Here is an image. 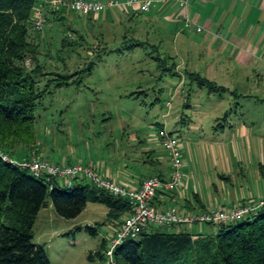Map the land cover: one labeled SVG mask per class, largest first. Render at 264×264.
I'll return each instance as SVG.
<instances>
[{"label": "rangeland", "instance_id": "374dc122", "mask_svg": "<svg viewBox=\"0 0 264 264\" xmlns=\"http://www.w3.org/2000/svg\"><path fill=\"white\" fill-rule=\"evenodd\" d=\"M66 11L64 19L46 22L43 34L36 36L30 30V40L40 44L38 58L46 72L68 67V72L82 74L80 83L63 87L53 83L47 88L36 111L38 150L51 152L53 163L61 156L83 165L101 160L115 172L119 167L141 175L146 173L142 165L130 159L139 158L146 145L162 149L151 139L164 127L180 138L185 190L195 188L204 199L231 202L235 197L264 195V173L258 172L264 164V81L255 76L229 80L206 71L202 76L227 88L210 93L186 75L164 70L159 59L179 64L176 53L181 49L172 32H161L159 24L146 25L145 13L135 21L127 18L122 24H106L109 34H103L96 21ZM78 34L85 41L79 50L62 49L64 37L71 42L77 38L79 43ZM46 50L51 56L45 55ZM30 61L25 65L30 66ZM46 77L43 85L50 79ZM230 109L228 123L249 127L243 138L236 136L238 128L213 131L214 123L207 122L206 116L223 117ZM107 210L90 202L77 218L65 219L48 203L37 217L33 241L45 246L52 264H103L98 256H89L102 251V239L111 231L105 226ZM88 226H96L97 234ZM210 228L205 224L201 234H214Z\"/></svg>", "mask_w": 264, "mask_h": 264}, {"label": "trees", "instance_id": "16d2710c", "mask_svg": "<svg viewBox=\"0 0 264 264\" xmlns=\"http://www.w3.org/2000/svg\"><path fill=\"white\" fill-rule=\"evenodd\" d=\"M41 6L46 13V22L50 19L60 21L67 12L65 9L52 10L44 0H0V149L19 159L32 155L42 158L37 154L38 136L35 125L38 119L36 111L42 104L47 88L53 83L57 87L80 83L82 79L81 71L68 72V67L63 72L44 70V63L38 58L40 44L30 40L31 29L36 36L44 33V30L38 31L33 26L36 9ZM131 11L134 12L127 10ZM73 35L70 34L69 37L73 38ZM78 36L79 43L77 38L71 42L68 37H64L62 49L74 47L79 50L85 41L79 34ZM50 52L46 50L45 55L51 56ZM28 60H31L30 66L25 65ZM159 60L164 70L186 75L199 86L208 88L210 93L227 90L225 86L192 71L189 65L175 62L169 64L165 58ZM46 76L50 79L43 85ZM231 111L230 109L223 117H215L214 124L212 123L214 131L231 127V123L227 121ZM168 115L169 111L164 117ZM168 132L180 140L174 132ZM151 140L154 141L153 138ZM162 149L166 151L163 147ZM143 155L142 152L140 157ZM55 164L75 165L64 161ZM153 176L163 181L168 180L161 175H150L135 188H139L145 179ZM50 184L47 179L34 177L28 170L19 169L0 158V264H52L45 246L33 241L38 214L48 203L53 205L57 215L65 219L77 218L90 202L103 204L108 209L107 222L114 224V227L130 215L127 197L114 196L87 180L75 181L70 189L59 185L50 189ZM179 191L184 193L186 190L182 186ZM260 199L264 197L258 200ZM248 202L244 200L232 207L216 209L234 208ZM186 211L198 214L209 212ZM207 225L212 226L210 223ZM182 226L186 229L180 232L164 229L173 226L145 227L139 238L128 240L116 248V264H264V206L258 213L238 222L218 225L216 232L208 236H203L202 232L191 233L189 228L192 226ZM87 229L92 234H97L96 226H88ZM106 247L107 242L103 238L102 251L91 253L89 257L93 259L98 256L104 264Z\"/></svg>", "mask_w": 264, "mask_h": 264}, {"label": "crops", "instance_id": "0c3cea01", "mask_svg": "<svg viewBox=\"0 0 264 264\" xmlns=\"http://www.w3.org/2000/svg\"><path fill=\"white\" fill-rule=\"evenodd\" d=\"M151 1L152 5L147 12H127V10L116 9L100 12L93 17L82 16V18L90 22L96 21L97 26H100L102 31L105 30L102 33L109 34V28L104 29L106 24H122L127 18L130 21H135L139 13H145L144 23L146 25L159 24L157 27L160 28L161 32H172L177 48L180 47L181 49L176 53L180 58L179 65H189L192 71H197L201 75L208 71L210 75H222L229 80L236 78V80L243 81L255 76L264 81V0H185L184 6L180 5L181 0ZM187 20L190 22L189 25H186ZM197 28H201V31H197ZM206 117L207 122L212 124L215 117L210 115ZM231 128H238L240 135L237 133L236 136L243 138L246 136L244 133L249 127L246 123L234 124L232 122ZM232 135L234 136V134ZM154 141L156 140L154 139ZM251 142H253L252 138ZM237 145L240 146L238 143ZM248 145H250L249 138ZM38 151L37 154L44 159L50 160L53 156L50 155L51 152L45 154L42 149ZM248 151L250 150L248 149ZM142 152L144 153L143 156L132 158V162L141 164V169L146 172L141 175L134 171L131 173L128 169L122 172L119 167H116L117 171L115 172L109 163L101 160L93 164L101 175L117 182L130 184L132 187H136L141 180L150 175H161L163 178H169L172 162L166 151L157 146L146 145ZM194 157L196 158L195 155L192 156V158ZM63 161L67 164L78 163L68 161L62 156L56 163ZM261 161L264 162V158ZM261 166L263 169L258 171L260 174L264 173L262 162ZM259 197L262 198L264 195ZM244 200L256 202L258 199H244V196L241 200L240 197H235L232 202L220 201L218 198L204 199L199 190L190 188L189 191L186 189L184 193L160 191L156 195L154 206L159 209L171 208L177 211L204 212L221 207H232L237 202ZM111 224V222L105 223L108 232L111 230ZM208 226L211 227L210 230L213 233L216 232V226ZM171 228H174L176 232L186 229L183 226ZM204 228L205 224L202 226L195 225L189 228V231L195 234L204 232Z\"/></svg>", "mask_w": 264, "mask_h": 264}, {"label": "built area", "instance_id": "2783aa9c", "mask_svg": "<svg viewBox=\"0 0 264 264\" xmlns=\"http://www.w3.org/2000/svg\"><path fill=\"white\" fill-rule=\"evenodd\" d=\"M46 3L54 11L65 9L81 16L97 15L102 11L113 9L147 12L152 5L151 0H50ZM185 4V0L180 1L181 6ZM46 21V13L41 6L36 9L33 26L38 31L44 30ZM189 24L190 22L187 20L186 25ZM197 31H201V28H197ZM170 103L167 102L169 108H171ZM155 140L168 153L173 170L168 180L163 181L159 177L153 176L145 179L139 188L101 175L93 164L60 165L34 155L15 159L1 149L0 158L5 163L12 164L19 169L28 170L34 177L47 179L51 182L50 189L54 185L70 189L75 181L84 179L114 196L129 199L130 215L123 218L117 227L112 224V232L110 231V234L105 237L107 247L104 252V264H116L114 258L116 248L128 240L139 238L143 229L149 225L193 226L210 223L217 227L221 224H231L245 219L251 214L258 213L264 206V199H260L256 202L249 200L243 206L223 210L213 209L201 214L186 210L156 208L153 206V201L157 193L163 190L179 191L183 186L184 177L181 172L183 161L180 140L164 128L158 131Z\"/></svg>", "mask_w": 264, "mask_h": 264}]
</instances>
